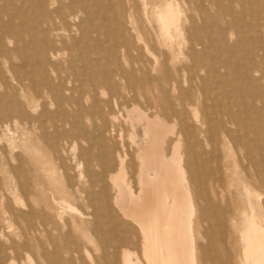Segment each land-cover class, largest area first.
Listing matches in <instances>:
<instances>
[{
  "label": "bare ground",
  "instance_id": "1",
  "mask_svg": "<svg viewBox=\"0 0 264 264\" xmlns=\"http://www.w3.org/2000/svg\"><path fill=\"white\" fill-rule=\"evenodd\" d=\"M188 2L0 0V58L9 60L12 80L19 85V92L9 89L0 95V120L8 116L16 124L33 125L37 120L43 136V190H58L59 204L68 212L78 210L63 196L86 200L84 217L73 220L70 215V222L56 221L43 206V231L51 246L43 247L45 264H222L223 257L228 259L229 251L216 242L222 240L221 228L213 238L208 214L213 205L200 180L207 154H197L196 148L220 133L225 145L219 148L232 155L227 128L235 126L242 132L238 138L258 152L249 134L258 138L257 126L264 123V94L248 82L251 72L264 66V39L257 33L264 28V5L241 0L237 13L219 7L220 17H231L223 28L218 15L193 0L195 14H187L185 9L192 11ZM47 3L58 4L52 8ZM97 14L112 22L110 29L91 24ZM228 29L257 35L250 43L238 38L230 45ZM73 30L78 38L72 37ZM4 39L14 47L6 49ZM62 51L67 57L59 63ZM239 67H245L242 73ZM1 75L0 85L6 87ZM189 76L201 79L197 92L184 87ZM118 81L127 92L138 88L139 94L152 83L151 101L159 109L149 113L138 104L98 96L97 88L114 91ZM32 89L53 99L43 101V116L36 119L24 109L31 105L26 93ZM199 92L203 100L193 101ZM170 94L176 101L168 99ZM118 117L124 130L112 124ZM7 139L16 144L11 136ZM23 161H37V155L31 151ZM55 170L64 180L61 186L50 183ZM27 189L21 184L23 192ZM12 204L0 202L1 213L9 212L11 220L23 218ZM261 221L252 208L244 233L246 263L264 264ZM3 250L0 244V264H12L5 262Z\"/></svg>",
  "mask_w": 264,
  "mask_h": 264
},
{
  "label": "rangeland",
  "instance_id": "2",
  "mask_svg": "<svg viewBox=\"0 0 264 264\" xmlns=\"http://www.w3.org/2000/svg\"><path fill=\"white\" fill-rule=\"evenodd\" d=\"M60 1L63 0H57L58 3ZM191 1L189 0L187 6L192 10L194 9V5ZM193 1L201 6L202 9H205L207 13L218 15L217 23L223 28L226 26L227 19L230 20L231 17L228 15L225 17L226 19L220 17L219 7H231L236 13L242 7L241 0ZM248 1L253 6H258L259 8H262L264 5V0ZM58 3L47 4L48 7L51 6L53 8ZM185 11L187 14H195L193 10L189 11V9H185ZM79 18L86 20L84 14H80ZM195 18L197 19V24L200 25V19L197 16ZM76 20L74 22H77ZM251 20L248 14L244 17V21L247 23L251 22ZM91 24L94 26H105L107 29H110L109 26L112 25V22L97 14L92 18ZM208 30L210 33L216 31L215 26H210ZM252 32H242L241 30L236 32L233 29H228L226 39L230 45L235 44L238 38L243 43H250L251 37L257 35ZM257 33L264 39V28H259ZM71 35L74 38H78L80 33L77 30H73ZM107 41L108 39L102 36V43L106 48L108 45ZM3 45H5L6 49L14 47V43L9 42L8 39L3 40ZM32 46L34 47L35 45L33 44ZM56 47L57 49L62 48L60 44ZM237 50L239 49L237 48ZM62 52L64 53H60L57 59L59 63H63L67 57V51ZM105 53H107V49ZM13 62L18 64L19 60L14 58ZM244 68L239 67L237 71L242 73ZM0 72L4 84H7L6 87L5 85H0V95L9 89H17V92H19V85L16 81L12 80L9 70V60L2 61L0 58ZM204 75L205 73H202L200 78L204 77ZM200 78L189 76L184 87L190 86L193 91L197 92L198 87L201 86ZM248 83L250 89L254 91L260 89L264 94V66L260 67L259 70L251 72V82ZM115 86L114 91H111L108 87L103 89L97 88L98 96L100 98L106 97L113 101L115 100L124 105L135 103L147 109L149 113H153L159 109L156 103L151 101L152 83L149 82L143 85L141 88L143 94L137 92L139 89L136 86L137 91L127 92L124 89V82L118 81ZM163 86L164 88L168 87L167 84ZM180 87H182L181 84ZM246 91V88L242 87V92L246 94ZM26 95L32 102L31 105L24 106V109L33 119L43 116V101H47L48 103L53 101L50 95H45L43 98V93L38 94L35 89L29 90ZM195 97L197 98L193 99V101L197 99L199 101L203 100V94H200V92ZM168 99L176 101L175 96L171 94L168 95ZM255 103L257 107L261 106L260 101H255ZM178 108L184 110L183 104L180 103ZM49 109L52 110L53 105L49 104ZM114 111L116 112L117 110L114 109ZM199 111V116H202L200 109ZM185 115L187 120L192 123L191 113L185 110ZM108 117L111 118V115H108ZM37 124V120H35V125L31 123L25 124L24 122L16 124L8 116L0 120V181L3 186L0 190V202L1 205H5L6 203L12 204L15 198L17 203L12 204L13 209L16 213H22L24 216L18 220H11L9 212L1 213L0 211V244L4 248L3 256L6 263L45 264L43 247L51 249V246L43 231V206H46L45 211L56 221L63 218L70 222V215H73V220L81 219L84 217L82 212L86 210V200L77 201L63 196L71 207L78 210L68 212L59 204L61 195L58 190L54 192L43 190V136ZM112 124L116 129L124 130L125 128L121 117H118ZM227 129L232 136L230 138V144L234 151L232 155L228 156L225 150L219 148H224L225 145L220 133L216 135L214 142L211 141L209 145L205 146L200 144L196 148L197 154L201 156L207 154V160L204 162L206 173H202L200 180L204 188V196L208 197L213 205L212 210L208 211L210 215L209 220L215 231L212 233L213 238L216 239L218 237V230L221 228L223 233L222 240L216 242L223 245L229 251L228 259L225 257L221 259L222 264H250L246 263L243 251L246 247L244 240L246 219L250 216L252 208L258 218L262 219L261 222L264 226V162H262V156H264V123L257 126L259 132L258 138H254L253 134H249L250 140L252 139L251 142L257 144L259 148H257L258 152L251 149V144H248L244 137L238 138V135H241L242 132L237 127L228 126ZM9 136L12 137L16 144L8 142L7 138ZM31 151L37 155V161H23L19 163V160ZM12 167H14V171L11 169ZM50 183L55 186H61L64 184V180L60 178L58 172L55 170L51 175ZM21 184L28 185V189L25 192L21 190ZM111 192L113 193L112 188ZM255 194H258V196L256 197ZM205 203V201H200L202 206Z\"/></svg>",
  "mask_w": 264,
  "mask_h": 264
}]
</instances>
